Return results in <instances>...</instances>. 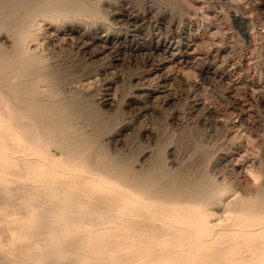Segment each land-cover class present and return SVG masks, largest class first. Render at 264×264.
Wrapping results in <instances>:
<instances>
[{
    "label": "rangeland",
    "instance_id": "rangeland-1",
    "mask_svg": "<svg viewBox=\"0 0 264 264\" xmlns=\"http://www.w3.org/2000/svg\"><path fill=\"white\" fill-rule=\"evenodd\" d=\"M43 1L0 0V121L11 115L10 102L31 118L38 106L50 121L42 132L22 131L24 142L36 151L33 140L42 134L43 151L57 155L56 162L68 160L71 136L91 145L72 161L81 175L52 178L41 191L33 192L20 161L16 175L0 168V264H88L78 234L52 220L69 211L93 212L100 223L111 217L102 189L85 179L86 172L130 186L153 207L199 211L202 202H216L223 229L235 227L239 217L264 218V0H74L82 14L31 24L29 12ZM24 21L39 40L30 50L38 49L30 55L21 50V59L7 65ZM7 140L1 126L3 150ZM234 198H246L245 213H224L218 201ZM229 242L206 243L202 253L218 256L216 264L245 262L240 251L216 253Z\"/></svg>",
    "mask_w": 264,
    "mask_h": 264
},
{
    "label": "bare ground",
    "instance_id": "bare-ground-1",
    "mask_svg": "<svg viewBox=\"0 0 264 264\" xmlns=\"http://www.w3.org/2000/svg\"><path fill=\"white\" fill-rule=\"evenodd\" d=\"M80 4H81V1H80ZM84 9H85V7H84ZM87 11H88V9H87ZM72 12L82 14L83 13V7L79 6V4H77L74 0H44L40 5L39 4L37 5V8H35L33 11L29 12L27 18L29 19L28 21L31 22V24H32V22H34L36 19L38 20L40 17H44V18L48 17L50 19H51V17H54V16L55 17H58V16L61 17L64 15V17H66L65 15L67 13L72 14ZM75 15H77V14H74L73 16H75ZM86 17H88V15H86ZM25 18H26V13H25ZM44 18H42L40 20H44ZM26 19L22 18V21L26 20ZM24 22L26 23L27 21H24ZM29 22L26 23L27 26H29L28 25V24H30ZM35 22H37V21H35ZM25 23H20V24H23L24 28L21 27V29L15 31V34H16L15 37L16 38H15V43H14L15 47L13 49L14 51L9 55L4 53L7 56L5 58V60L8 63L7 65H12V62L16 61L15 59L17 57H20L21 50H22V52L24 50L25 53H28L31 51L30 50L31 46L36 45L35 43H38V41H39L37 39V37H35L33 35L34 32L32 33V31H31V30H33V28H31V30H30V26H29L28 30L25 29V27H26V25H24ZM37 24H38V22H37ZM36 27H38V26H36ZM241 27H243V26H241ZM35 29H37V28H35ZM13 30H15V29H13ZM24 32H27V33H24ZM11 35H12V33H11ZM11 35H9V36H11ZM40 48H41V46H40ZM33 49H32V51H33ZM37 49H38V47L36 48V50ZM32 51H31V53H29V55L32 54ZM4 54H1V55H3V57H4ZM27 57H30V56L27 55ZM19 59H21V57ZM83 87H85V86H83ZM6 100L9 101L8 98H6ZM105 101H108V99ZM37 102H36V104H37ZM9 109H10L9 112L11 111V115H9V117H7L6 119L3 118L1 121L4 123H3V125L0 124V128L2 126V128L5 129L6 136L9 138V140H7V141H9V145L6 147L8 149L3 150L0 147V164H2L0 166L1 169H3L5 172H7V174L10 172L11 174L16 175V173H14V172H15V170H17V168H18L17 166L19 165L18 162L20 161L22 163V165L24 166L23 173L25 175V179L35 184V185L32 184V187H31L33 192H34V190L38 191L39 189L41 191L42 188H43L42 190H44L43 186L42 187H39V186L43 183L44 184L49 183L52 178H55V180H59V181L63 182V179H67L70 176L74 175L75 173L76 174L78 173L77 174L78 176L81 175V174H79V173H81V171L79 169L74 168V166L76 167L77 164L76 165L73 164L72 161L73 160L75 161V159L81 160V158L85 157L84 155L88 152L90 145H91L90 143H88L89 142L88 140L87 141L83 140L86 138L82 139V137L79 138L78 136H71V138L69 139V143H68L69 144V154L68 155L65 154V156H67V159L69 161H71V163L68 162V160H64L62 162L61 161L56 162L53 158H56L57 155H55L53 153L51 154V152L43 151L41 144L44 143L43 142L44 139L46 140L47 138L42 136V134H40L38 138L36 137L37 140H33L34 142L32 141L31 138H30L31 141L29 140L31 142V144H32V142L34 144H38V145H35V147L38 146L36 151H30V149L28 148L29 143L27 144L26 140L24 142V138L22 135V134L26 133V131H24V130H26V129L29 130L28 128H31V127H36V128H38V130L41 131V128H43V126L45 124H47L46 121L47 122L50 121L49 116L46 114V112L44 113V111H40L39 107L35 106L34 116L31 118L29 116V114H27L26 111L24 110L25 108H23L21 105L16 104L14 102H10ZM42 115L43 116L45 115L47 117L46 120L45 119L43 120ZM0 116H2V115H0ZM1 121H0V123H1ZM51 123H53V122H51ZM53 126H55V125H53ZM55 127H57V126H55ZM44 128H45V126H44ZM31 129H33V128H31ZM33 130H35V129H33ZM52 130H53V128H52ZM22 131L24 133H22ZM53 131L49 132V134L53 133ZM30 135H33V133ZM25 136H28V135L25 134ZM26 138L29 139L28 137H26ZM33 138H35V137H33ZM1 139H3V138H1ZM49 139H50V137H49ZM29 141H27V142H29ZM52 142H53V139H52ZM46 143L49 144V141L48 142L46 141ZM32 148H33V146H32ZM51 149H53V148H50V151H51ZM63 149H65V148H63ZM58 156L60 157V155H58ZM57 159H58V157H57ZM83 160L84 159H82V161ZM83 162L82 163L79 162L78 164H81V166H83L85 164V162L84 163ZM77 167H79V166H77ZM79 168H81V167H79ZM10 173H9V175H10ZM96 173H98V171ZM86 174H87V176L85 179H87L89 181V183H91L92 185H95L97 188L102 189V191H103L102 198H101L102 203L105 204V205L103 204L104 206L107 205L109 207V212L110 211L112 212L111 217L109 216L110 218L106 222L100 223V222L96 221L97 217H96V214H94L93 212H91L90 215H88V214L78 215L77 212H75V211L74 212L69 211L66 215H63L61 217L59 216V217L52 218V220H54V219H55L54 221L57 220L56 225H58V224L61 225V227H63V229L70 232L69 234H71V233L75 234V235L78 234V236H79V238H81V240L79 238L78 239L76 238V239L80 240V243L83 242L86 244L85 248L87 247V250L85 249V251H88V256H87L88 257V264H216L215 261L217 259L216 257H218V256L212 257L210 255V257H211L210 258V257H208L209 255L208 256L204 255L202 252L206 251V248H207V246H205L206 243H217L221 240L222 241H229L230 240L232 242L231 243L229 242L230 243L229 245H227L224 248H221L219 251H216L217 254L220 255V253L226 252V251L227 252L228 251H233V252L238 251L237 253H239V251H240L242 254H245V256L242 257L243 258L242 260L246 262V263L241 262V264H264V261L261 260L262 258H264V218H258L259 214L256 217L253 213L255 219H253V220L248 219L249 222H244L239 217L237 220L238 222L236 221L237 224L235 225V227L223 229V228H220L219 222L215 219L217 217V215H216L217 213H215L216 211H214V207H215V205H218L217 207H219V204H216V202L211 203V204H207L208 203V201H207V203L205 202L206 203L205 204L204 202L201 201L203 205L201 206L199 211L193 206L192 207H189V206L178 207L177 206L176 208L153 207L151 205H148L146 202H144L143 201L144 199L141 200L140 199L141 196L138 198V195L136 193L134 194V193L128 191V188L130 186L127 189H126V187L125 188H119L112 183L104 181L103 179L100 178V176L97 177L98 174H100V173H98L96 176H90V175H88V172H86ZM15 175H13V176H15ZM84 176H83V179H84ZM18 177L20 178V176L17 175L16 178H18ZM109 180L111 181V179H109ZM61 182H60V184H62ZM51 185L53 186V183ZM56 186H58V185H56ZM68 186L66 188H68ZM118 186H119V184H118ZM58 187H60V186H58ZM25 189H26V187H25ZM48 189L50 190L49 192H51V189L50 188H48ZM55 189H53V190H55ZM224 189H225V187L223 188V190ZM227 190H225L226 193H227ZM46 191H47V189H46ZM27 192L28 191L26 190V193ZM26 193L24 192V194H26ZM29 193H30V191H29ZM52 193H55V191H53ZM211 193H214V192H211ZM37 194H39V193H37ZM206 194H208V193H206ZM206 194L203 195V197H202L203 200L207 199L208 195H206ZM50 195H51V193H50ZM181 195H183V193H181ZM216 195L218 196L217 193H216ZM226 195L227 194H225V196ZM230 195H232V194L230 193ZM26 197L28 198V195ZM210 197H212V196L210 195ZM210 197H209V199H210ZM213 197H215V196H213ZM216 198H220V197H216ZM189 199H190V196H189ZM231 199H229V201L228 200L222 201V199H221V201L217 200L218 202H220L222 204V206L224 208V213H227L228 211L230 212V210L235 211V213L236 212L245 213L244 207L248 205V204L247 205L245 204V203H248V202H245L246 198H245V200H243L244 198L242 200H237L235 198L233 200H231ZM223 200H224V198H223ZM195 202H197V201L194 200V203ZM160 203H162V201ZM172 203H170V204H172ZM186 204H188V203L186 202ZM249 204L251 205L250 202H249ZM183 205H184V202H183ZM252 205H253V203H252ZM108 207H106V208H108ZM198 207H200V206H198ZM102 209H105V207ZM250 209H252V207ZM68 210H69V208H68ZM262 210L264 211V209H262ZM27 212H29V211H27ZM27 214H29V213H27ZM219 214H222V213H219ZM29 215H28V217H30ZM224 215H223V217L225 218L226 216H224ZM250 215H251V217H253L252 214H250ZM52 217H54V216L52 215ZM242 217H243V215H242ZM228 218H230V217H228ZM233 218H234V220L236 219L235 217L232 216L231 219H233ZM246 218H250V217L246 216ZM31 219H32V217H31ZM48 220H50V219H48ZM88 220L91 221V224H90V226L92 227L91 230L87 229ZM227 220H229V219H227ZM230 221H232V220H230ZM245 221H247V219ZM50 224H55V223H50ZM225 224H226V222H225ZM228 232L233 236H230L229 239H224V238L228 237V235H227ZM235 237H243L244 241L243 240L238 241L239 239L238 240L236 239L237 241H235ZM76 243L77 242H75V244ZM85 244H83V245H85ZM221 245H223V244H220V246ZM79 248L81 249V247H79ZM197 252H199V254ZM79 254H81V253H79ZM212 255H214V254H212ZM239 256L241 257L243 255H239ZM237 257H238V255H237ZM223 259H224V256H223ZM223 259H222V261H223ZM239 259L238 260L236 259V261L239 262ZM226 260H229V258ZM233 260H234V256H233ZM81 261H83V260H81ZM220 261H221V259H220ZM224 262H225V260H224ZM84 264H86V263H84ZM233 264H235V263H233Z\"/></svg>",
    "mask_w": 264,
    "mask_h": 264
}]
</instances>
